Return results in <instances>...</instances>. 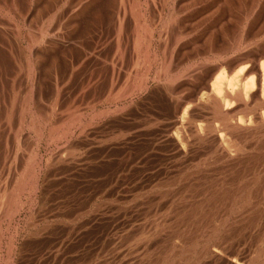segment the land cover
Wrapping results in <instances>:
<instances>
[{"label":"rangeland","instance_id":"obj_1","mask_svg":"<svg viewBox=\"0 0 264 264\" xmlns=\"http://www.w3.org/2000/svg\"><path fill=\"white\" fill-rule=\"evenodd\" d=\"M263 51L264 0H0V264H264V105L229 158L201 109Z\"/></svg>","mask_w":264,"mask_h":264},{"label":"bare ground","instance_id":"obj_2","mask_svg":"<svg viewBox=\"0 0 264 264\" xmlns=\"http://www.w3.org/2000/svg\"><path fill=\"white\" fill-rule=\"evenodd\" d=\"M133 3V2H132ZM138 14V13H137ZM136 29V28H135ZM134 32V31H133ZM136 32V31H135ZM128 38V37H127ZM136 42V41H135ZM134 42V43H135ZM138 42V41H137ZM136 42V43H137ZM135 43V44H136ZM126 46H127V44H126ZM134 46H138V45H134ZM142 48V47H141ZM143 50V49H142ZM139 52V51H138ZM264 52V51H263ZM262 52V53H263ZM128 53V52H127ZM137 53V52H136ZM115 55V54H114ZM130 55V54H129ZM137 55V54H136ZM259 56V55H258ZM262 56H264V54H261V56L260 57H262ZM118 57V56H117ZM134 57V56H133ZM120 58V57H119ZM258 57H256V58H254V59H257ZM144 59V58H143ZM257 62V61H256ZM220 63V62H219ZM116 64V63H115ZM217 64V63H216ZM222 64H224V63H222ZM254 64V63H253ZM140 65V64H139ZM144 66V65H143ZM203 66V65H202ZM216 66V65H215ZM254 66V65H253ZM92 67V66H91ZM228 69V68H227ZM230 71V70H229ZM126 74V73H125ZM140 74V73H139ZM208 74V73H207ZM210 74V73H209ZM208 77H209V75H208ZM207 77V78H208ZM94 78V77H93ZM203 78V77H202ZM207 80V79H206ZM205 80V81H206ZM123 82V81H122ZM204 84V83H203ZM117 86H119V85H117ZM121 86H122V84H121ZM198 88V87H197ZM202 88H204V87H202ZM126 89V88H125ZM112 90V89H111ZM197 90H199V89H197ZM206 90V91H205ZM204 91H205V94H206V101L205 102H203L202 104V108L201 109H205L206 111H208V110H210L209 112V115L211 114L213 117H212V119H218L220 122H221V127L220 128H218V125H217V127L215 128V131H216V135H217V139L215 140L216 141V145L215 146H217L216 148H218V149H220V151H222L224 154H225V157L227 156L228 158L229 157H232L231 155H233L232 153H230L231 151H230V148H233V147H238L239 146V144L240 143H238V141H237V137L239 136L240 137V134L239 135H235V134H237V133H234L233 134V131H235L236 132V130H238V129H232L233 127H236V128H240V127H242L243 129H244V131H248L249 129H250V127L252 126V124H251V126H250V124H249V126L246 124V120L243 118V116H239V117H237V118H235V113L233 114V115H231L228 111H230V112H232L231 110L233 109V107L237 104V103H240V102H242V106H244V108L246 107V103H247V101L250 99V98H252V96H253V98H252V100H255L256 98L257 99H260L261 101H262V103H263V105H264V60H262V61H259V63L257 64V66L256 67H254V68H252V66H251V68L249 67V69H247L246 67H243V68H241V69H239V71L238 72H236V73H234L233 75H231L230 77H227L225 74H224V72L223 71H219V72H217L215 75H213V77H211V79H210V81H209V83H208V85H207V87L204 89ZM122 92V91H121ZM168 93V92H167ZM198 93V92H197ZM110 94V93H109ZM256 98H255V97ZM193 97V96H192ZM255 98V99H254ZM183 100V99H182ZM204 100V99H203ZM252 100H249V101H252ZM171 101V100H170ZM184 101H186V100H183L182 102H184ZM189 101V100H188ZM194 101V100H193ZM198 101V100H197ZM172 102V101H171ZM190 102H191V100H190ZM201 102V101H200ZM185 103V102H184ZM261 103V104H262ZM191 104H193V102L191 103ZM241 104V103H240ZM253 104H255V102L253 103ZM252 103H250V105H252V106H254ZM259 104V103H258ZM176 105V104H175ZM179 106H181L180 105V103H179ZM199 106V105H198ZM252 106H251V108H252ZM193 107V106H192ZM191 107V108H192ZM240 107V106H239ZM250 106L248 105V108H249ZM260 107H262V106H260ZM179 108V107H178ZM190 108V107H189ZM237 108V107H236ZM243 108V107H242ZM181 108H179V110H180ZM194 109H197L196 107L194 108ZM194 109H192V111L194 110ZM198 109H200L199 107H198ZM200 109V110H201ZM240 109V108H239ZM255 109H257V107L255 108ZM183 110H185V109H183ZM182 110V111H183ZM190 110V109H189ZM238 110V109H237ZM244 110V109H243ZM250 110V109H249ZM186 111V110H185ZM191 111V112H192ZM241 111V110H240ZM245 111V110H244ZM248 111V110H247ZM178 112V111H177ZM188 112V111H187ZM198 112V111H197ZM200 112V111H199ZM238 112V111H237ZM243 112V111H242ZM46 113V112H45ZM129 113V112H128ZM189 113V112H188ZM196 113V112H195ZM194 113V114H195ZM202 113V112H201ZM207 113V112H206ZM205 113V114H206ZM251 113V112H250ZM185 114H187V113H185ZM193 114V113H192ZM193 114V115H194ZM244 114V113H243ZM251 114H253V113H251ZM200 115V114H199ZM199 115H195V117L196 116H198L199 117ZM245 115V114H244ZM63 116V115H62ZM189 116V115H188ZM201 116H204V115H201ZM234 116V117H233ZM183 117V116H182ZM204 117H208V116H204ZM46 118V117H45ZM178 118V117H177ZM185 118H186V116H185ZM202 119H203V117H201ZM250 118H252V120H253V123L255 124L254 125V127L256 128L255 130H258L259 128H264V111H258V112H255L254 113V115L252 116V117H250ZM176 119V118H175ZM181 119H183V118H181ZM194 119V118H193ZM207 119V118H206ZM185 120V119H184ZM195 120V119H194ZM216 120H214L215 122H216ZM175 121H177V119L175 120ZM210 121V120H209ZM209 121H207L208 123H209ZM212 121V120H211ZM213 121V122H214ZM188 122V121H187ZM184 122L183 121H179V124L180 125H184L185 127L184 128H186L187 126L185 125V124H183ZM189 123H191V125H192V121L190 122L189 121ZM206 124V125H208V127L210 126L209 124ZM217 123V122H216ZM177 124V123H176ZM144 125V124H143ZM203 125V124H202ZM201 125V126H202ZM205 125V124H204ZM213 125V124H212ZM139 126V125H138ZM193 126V125H192ZM192 126H190V127H192ZM215 126V125H214ZM220 126V125H219ZM180 127H182V126H180ZM189 127V126H188ZM189 127V128H190ZM196 127V126H195ZM206 127V126H205ZM188 128V129H189ZM241 128V129H242ZM258 128V129H257ZM181 130H182V128H180ZM193 129V128H192ZM207 129V128H206ZM214 129V128H213ZM187 130V129H186ZM204 130V129H203ZM211 130H212V128H211ZM240 130V129H239ZM261 130H263V129H261ZM177 131H178V129H177ZM180 131V130H179ZM178 131V132H179ZM214 131V130H213ZM252 130H249V132L248 133H252L251 132ZM187 132V131H186ZM196 132V131H195ZM257 133H258V131H256ZM182 131L179 133V134H181L182 135ZM188 133V132H187ZM186 133V134H187ZM189 133H191V132H189ZM196 133H198V132H196ZM196 133L194 134V135H196ZM206 133H207V131H206ZM238 133H240V131L238 132ZM255 132H254V130H253V134H254ZM185 133H183V135H184ZM209 134H210V132H209ZM242 134V133H241ZM245 134V133H244ZM244 134H242V135H244ZM256 134V133H255ZM180 135V136H181ZM182 135V136H183ZM205 135V134H204ZM203 134H202V136H204ZM211 135H212V133H211ZM252 135V134H251ZM258 135V134H257ZM181 136V137H182ZM193 136V135H192ZM198 135H196V137H197ZM200 136H201V134H200ZM208 137L209 135H205L204 137ZM213 136V135H212ZM211 136V137H212ZM236 136V137H235ZM253 136V135H252ZM263 136V135H262ZM204 137H202V138H204ZM210 137V136H209ZM238 137V138H239ZM248 137V136H247ZM179 138V137H178ZM193 138V137H192ZM192 138H190L191 140H192ZM244 138V137H243ZM245 138H246V134H245ZM252 137L250 136V138L249 139H251ZM253 138H254V136H253ZM194 139H196L195 137H194ZM193 139V140H194ZM205 139V138H204ZM240 139V138H239ZM247 139V138H246ZM245 139V141H247ZM256 139V138H255ZM254 139V140H255ZM261 139V138H260ZM259 139V140H260ZM183 140H185V138L183 139ZM187 140V139H186ZM192 140V141H193ZM199 140V139H198ZM211 140V139H210ZM258 140V139H257ZM263 140H264V138H263ZM180 141V140H179ZM192 141H190V142H192ZM202 142H203V140H201ZM206 141H207V139H206ZM241 141H242V138H241ZM249 141H251V140H249ZM253 141V140H252ZM256 141V140H255ZM181 142V141H180ZM212 143H213V141H211ZM243 142V141H242ZM179 143V142H178ZM177 143V144H178ZM198 143H199V141H198ZM244 143V142H243ZM200 144V143H199ZM246 144V143H245ZM257 145H261V144H263L264 145V142L262 141V143L261 144H258V143H256ZM255 144V145H256ZM187 145H189V144H187ZM243 145V144H242ZM246 145H250V147H251V143H249V144H246ZM245 145V146H246ZM193 146V145H192ZM244 146V147H245ZM176 147V146H175ZM253 147V146H252ZM178 148H180V147H177V149ZM213 148H214V145H213ZM241 148V147H240ZM256 148L258 149L259 147H257L256 146ZM184 149V148H183ZM217 149V150H218ZM242 149V148H241ZM241 149H239L240 151H244V149L243 150H241ZM255 149V148H254ZM257 149H255V150H257ZM180 150V149H179ZM210 150V149H209ZM212 150H214V149H212ZM216 150V149H215ZM238 150V149H237ZM255 150L253 151V153L255 152ZM208 151V150H207ZM219 151V150H218ZM217 151V152H218ZM214 152V151H213ZM239 152V151H238ZM246 152H248L247 150H246ZM257 152V151H256ZM259 152V151H258ZM261 152V151H260ZM215 153V152H214ZM221 153V152H220ZM222 153V154H223ZM241 153V152H240ZM244 153V152H243ZM253 153L251 152L250 153V155L249 156H251V154L253 155ZM210 154H212V153H210ZM236 155H237V157H238V154H237V152L235 153ZM244 154H247V153H244ZM214 155V154H213ZM235 155V156H236ZM241 155V154H240ZM216 156V155H215ZM219 156V155H218ZM242 156V155H241ZM248 156V155H247ZM253 156H255V155H253ZM190 157V156H189ZM220 157H223L221 154H220ZM224 157V158H225ZM226 157V158H227ZM236 157V159H238ZM242 158H244V161L246 160L245 158H246V155L243 157L242 156ZM241 158V160L239 159V161H243V159ZM248 158V157H247ZM264 158V157H263ZM215 159V158H214ZM232 159H234V158H232ZM252 159H255V158H252ZM258 160V159H257ZM257 160H256V162H257ZM252 161V160H251ZM254 161V160H253ZM259 161V160H258ZM218 161H216V163H217ZM255 162V161H254ZM253 162V163H254ZM256 162L254 163V164H256ZM264 162V161H263ZM247 163V162H246ZM186 164V163H185ZM257 165V164H256ZM219 166V165H218ZM249 167V166H248ZM255 167V166H254ZM194 168V167H193ZM256 168V167H255ZM190 170V169H189ZM235 171V170H234ZM243 171V170H242ZM262 171V170H261ZM236 172V171H235ZM258 172H259V170H258ZM177 173V172H176ZM194 173V172H193ZM202 174V173H201ZM174 175V174H173ZM186 174H184V176H185ZM203 175V174H202ZM240 175V174H239ZM167 176V175H166ZM175 176V175H174ZM177 176V175H176ZM194 176H195V174H194ZM169 177V176H168ZM179 177H180V175H179ZM187 177V176H186ZM185 177V178H186ZM204 177V176H203ZM243 177V176H242ZM183 178V177H182ZM185 178H183L184 180H185ZM188 178V177H187ZM13 179V178H12ZM164 179V178H163ZM171 179H172V177H171ZM179 180H180V178H178ZM237 179V178H236ZM251 180L247 183V185H250L252 182H254L253 181V179H255V178H250ZM173 180V179H172ZM171 180V181H172ZM178 180V181H179ZM174 181H176V179L174 180ZM205 181H206V178H205ZM221 181V180H220ZM243 181V180H242ZM191 182V181H190ZM201 182V181H200ZM235 182V181H234ZM240 182V181H239ZM171 183H173V182H171ZM170 183V184H171ZM203 183V182H202ZM226 183V182H225ZM174 184V183H173ZM236 184V183H235ZM242 184V183H241ZM186 185V184H185ZM184 185V186H185ZM203 185V184H202ZM207 185H209V184H207ZM230 185V184H229ZM247 185H245V188H246V186ZM252 185V184H251ZM263 185V184H262ZM262 185H261V187H262ZM162 186V185H161ZM165 186H166V183H165ZM179 186V185H178ZM235 186V185H234ZM194 187V186H193ZM242 187V186H241ZM241 187H234V189H232V192H231V190H230V194L231 195H233L232 197H233V199L235 200L238 196H239V193H240V191L242 190V188ZM167 188V187H166ZM190 188V187H189ZM231 188V187H230ZM244 188V187H243ZM252 188V187H251ZM259 188V187H258ZM158 189V188H157ZM211 189V188H210ZM263 189V188H262ZM191 190V189H190ZM198 190V189H197ZM255 190V191H254ZM253 191L256 193V196H257V192H262V194H264L263 192V190L261 191V189H254ZM258 190H260V191H258ZM210 191V190H209ZM246 191V190H245ZM11 192V191H10ZM145 192V191H144ZM167 192V191H166ZM236 192V193H235ZM140 193V192H139ZM248 193V194H247ZM247 193L246 194H244V193H242V195L243 196H245V197H248V195L250 194V192L249 191H247ZM141 194V193H140ZM163 194H164V192H163ZM202 194V193H201ZM251 194H254V193H252L251 192ZM251 194H250V196H251ZM211 195V194H210ZM227 196H228V194H226ZM241 195V196H242ZM192 196V195H191ZM196 196V195H195ZM203 196V195H202ZM209 196V195H208ZM235 196H236V198H235ZM171 198V197H170ZM191 198V197H190ZM206 198V197H205ZM215 198V197H214ZM241 198V197H240ZM249 198V197H248ZM166 199V198H165ZM209 199V198H208ZM217 199V198H216ZM231 199V198H230ZM244 199V198H243ZM139 200V199H138ZM172 200V199H171ZM204 200V199H203ZM219 200H221V199H219ZM237 200V199H236ZM235 200V201H236ZM242 200V199H241ZM245 200H247V199H245ZM170 201V200H169ZM168 201V202H169ZM206 201V200H205ZM222 201V200H221ZM197 202V201H196ZM201 202H202V200H201ZM190 202L188 201V204H189ZM193 203V202H192ZM241 203H243L242 201H241ZM241 203H240V205H241ZM245 203V202H244ZM251 203V202H250ZM264 203V202H263ZM4 204V203H3ZM204 204V203H203ZM202 204V205H203ZM214 204V203H213ZM192 205V204H191ZM190 205V206H191ZM194 205V204H193ZM218 205V204H217ZM225 205V204H224ZM204 206H206L205 204H204ZM213 206H215V205H213ZM233 206H234V204H233ZM236 206H239V203H238V205H236ZM250 206V205H249ZM166 207V206H165ZM194 207V206H193ZM198 207V206H197ZM224 207V206H223ZM260 207V206H259ZM111 208V207H110ZM114 208V207H113ZM186 208V207H185ZM205 208V207H204ZM203 208V209H204ZM225 208V207H224ZM249 208V207H248ZM230 209H231V207H230ZM238 209V208H237ZM194 210V209H193ZM247 210H249V209H247ZM188 211V210H187ZM201 211V210H200ZM225 211V210H224ZM199 212V211H198ZM234 212V211H233ZM244 212V211H243ZM246 212V211H245ZM119 213V212H118ZM250 213V212H249ZM253 214V213H252ZM194 215V214H193ZM192 215V216H193ZM198 215V214H197ZM201 216V215H200ZM245 217V216H244ZM255 217V216H254ZM264 217V216H263ZM200 218V217H199ZM164 220V219H163ZM186 220V219H185ZM195 220H196V218H195ZM249 220V219H248ZM175 221V220H174ZM178 221V220H177ZM181 221V220H180ZM225 221V220H224ZM241 221V220H240ZM182 222V221H181ZM185 222V221H184ZM219 222V221H218ZM244 222V221H243ZM253 223V222H252ZM201 224V223H200ZM204 224V223H203ZM211 224V223H210ZM174 225V224H173ZM214 225V224H213ZM243 225V224H242ZM253 225V224H252ZM255 225V224H254ZM175 226V225H174ZM178 226H179V224H178ZM241 226V225H240ZM142 227V226H141ZM170 227H171V225H170ZM259 227V226H258ZM235 228V227H234ZM260 228V227H259ZM264 228V227H263ZM262 228V229H263ZM194 229V228H193ZM208 229V228H207ZM215 229H216V227H215ZM139 230V229H138ZM183 230V229H182ZM222 230V229H221ZM181 231V230H180ZM209 231V230H208ZM245 231V230H244ZM176 232V231H175ZM218 232V231H217ZM228 232V231H227ZM192 233V232H191ZM204 233V232H203ZM264 233V232H263ZM178 234V233H177ZM184 234V233H183ZM198 234V233H197ZM222 234V233H221ZM232 234V233H231ZM230 235V234H229ZM129 236V235H128ZM173 236H174V234H173ZM228 237V236H227ZM230 237V236H229ZM170 238V237H169ZM202 238V237H201ZM204 238H205V236H204ZM207 238V237H206ZM233 238V237H232ZM172 239V238H171ZM171 239H169V240H171ZM191 239V238H190ZM196 239V238H195ZM234 239V238H233ZM236 239H238V238H236ZM201 240V239H200ZM172 241V240H171ZM187 241V240H186ZM190 241H192V240H190ZM256 241V240H255ZM189 242V241H188ZM193 242H194V238H193ZM195 242H198V241H195ZM200 242H202V241H200ZM199 242V243H200ZM178 242L176 241L175 242V240L173 241V246H172V248H171V250L169 251V255H170V253H171V251H173L171 254H173V253H175V250H178L177 249V246L182 250L183 248H184V245L185 244H187V243H185V239L182 241L181 240V242L178 244V245H176ZM199 243H196V244H198V246H199ZM213 243V242H212ZM171 244V245H172ZM227 244V243H226ZM256 244V243H255ZM169 245V244H168ZM189 245V244H188ZM192 245H193V243H192ZM195 245V244H194ZM235 245V244H234ZM233 245V246H234ZM203 246H206V245H203ZM219 246V245H218ZM156 247V246H155ZM208 247V246H207ZM205 248V247H204ZM226 248V247H225ZM237 248V247H236ZM154 249V248H153ZM187 249H190V248H187ZM198 249V248H197ZM196 249V250H197ZM203 249V248H202ZM221 249H223V248H221ZM185 250V249H184ZM190 250H194V248L193 249H190ZM204 250V249H203ZM208 250H210L209 252L210 253H212L213 255H215V256H217L218 258H220L221 257V252L219 251V247H217V245H211V246H209L208 247ZM259 250H260V248H259ZM264 250V249H263ZM185 251H189V250H185ZM202 251V250H201ZM222 251H224V250H222ZM230 251H231V249H230ZM184 252V251H183ZM199 252V251H198ZM252 252V251H251ZM254 252V251H253ZM127 253V252H126ZM177 253V252H176ZM175 253V254H176ZM234 253V252H233ZM244 253H245V251H244ZM250 253V252H249ZM255 253V252H254ZM168 254V253H167ZM189 254V253H188ZM187 254V255H188ZM193 254V253H192ZM201 254V253H200ZM259 254V253H258ZM180 255V254H179ZM182 255H183V253H182ZM196 255V252H195V254H194V256ZM199 255V254H198ZM197 255V256H198ZM210 255V254H209ZM261 255V254H260ZM245 256V255H244ZM259 256V255H258ZM258 256H255V258L256 257H258ZM179 257V256H178ZM178 257H176V258H178ZM196 257V256H195ZM205 257H208V256H205ZM172 258V257H171ZM175 258V257H174ZM212 258V257H211ZM231 258V259H230ZM254 258V257H253ZM259 258V257H258ZM187 259V258H186ZM191 259H193V258H191ZM214 260H216L215 258H213ZM261 259V258H260ZM172 260H174V259H172ZM178 259H176V261H177ZM257 260H259V259H257ZM169 261H171V260H169ZM226 261L228 262V263H230V264H255V263H253V260L251 259V257H249V258H245L244 259V257H243V260H237V258H233V257H229V258H226ZM126 262V261H125ZM173 262V261H172ZM182 262V261H181ZM220 262V261H219ZM258 262V261H257ZM256 262V263H257ZM260 262V261H259ZM263 262H264V258H263ZM178 263V262H177ZM208 263V262H207ZM225 263V262H224ZM199 264V263H198ZM222 264V263H221ZM261 264V263H260Z\"/></svg>","mask_w":264,"mask_h":264}]
</instances>
